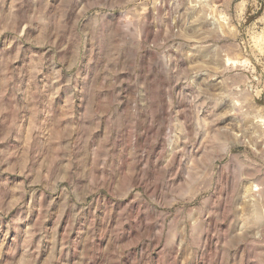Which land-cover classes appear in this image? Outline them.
<instances>
[{
  "label": "clouds",
  "instance_id": "obj_1",
  "mask_svg": "<svg viewBox=\"0 0 264 264\" xmlns=\"http://www.w3.org/2000/svg\"><path fill=\"white\" fill-rule=\"evenodd\" d=\"M0 264H264V0H0Z\"/></svg>",
  "mask_w": 264,
  "mask_h": 264
}]
</instances>
